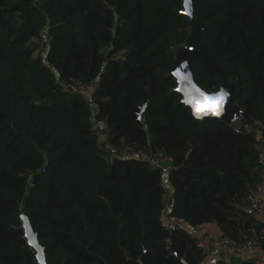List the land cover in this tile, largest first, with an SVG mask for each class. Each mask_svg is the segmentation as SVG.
Wrapping results in <instances>:
<instances>
[{
    "label": "trees",
    "instance_id": "obj_1",
    "mask_svg": "<svg viewBox=\"0 0 264 264\" xmlns=\"http://www.w3.org/2000/svg\"><path fill=\"white\" fill-rule=\"evenodd\" d=\"M195 7V81L241 91L239 121L264 123V0ZM181 9L182 0H0V264H37L21 216L47 264L203 263L185 230L164 243L159 171L111 159L86 102L55 84L36 55L46 24L49 67L62 80H99L97 121L113 145L172 159L168 218L194 229L214 223L235 239L260 226L244 197L258 181L264 132L188 115L170 76L191 34Z\"/></svg>",
    "mask_w": 264,
    "mask_h": 264
},
{
    "label": "built area",
    "instance_id": "obj_2",
    "mask_svg": "<svg viewBox=\"0 0 264 264\" xmlns=\"http://www.w3.org/2000/svg\"><path fill=\"white\" fill-rule=\"evenodd\" d=\"M47 24L41 34V45L37 50V56L41 58L44 65L49 68L50 73L54 77L55 84L65 92L74 93L83 99L91 113V124L94 129L99 130L100 148L111 159H128L143 161L151 169L158 170L160 173L161 181L159 188L162 194V214L161 219L164 221L167 238L164 240L166 245L170 244V237L173 232L177 230H185L181 222L171 220L168 214L171 210L172 203V188L166 181L168 172L172 168V159L163 151H145L133 150L127 146L117 147L113 145L110 139L109 132L105 129V124L98 122L97 117L99 114L98 105L96 102L95 93L99 88V80H92L89 82H80L72 79L62 80L56 72L49 67L46 62V55L48 52L49 41L46 37ZM235 130L249 132H264V123L259 120H254L250 123H241L239 120L231 124ZM256 165L258 170V181L255 186L249 190L244 197L245 205L248 211L254 215L260 223L257 230L250 237L242 239H235L227 235L213 236L210 233L191 234L186 232L187 235L194 241L197 250L204 258H209L214 255L218 250H227L235 255L248 254L253 252H261L264 254V135H261L259 144L256 146ZM48 161L45 159L41 170L44 172ZM32 174L27 176V184L30 183ZM18 228H23L22 224Z\"/></svg>",
    "mask_w": 264,
    "mask_h": 264
},
{
    "label": "clouds",
    "instance_id": "obj_3",
    "mask_svg": "<svg viewBox=\"0 0 264 264\" xmlns=\"http://www.w3.org/2000/svg\"><path fill=\"white\" fill-rule=\"evenodd\" d=\"M192 4L193 0H182L180 11L189 18L192 16ZM170 76L175 91L180 94V103L188 110V115L193 120L200 121L208 117L220 118L225 114L226 105L231 96L230 91L223 85L213 91L201 87L195 81L187 60L174 67L170 72ZM33 239H35V234H33ZM35 250L36 255L42 260L44 248L36 245Z\"/></svg>",
    "mask_w": 264,
    "mask_h": 264
},
{
    "label": "water",
    "instance_id": "obj_4",
    "mask_svg": "<svg viewBox=\"0 0 264 264\" xmlns=\"http://www.w3.org/2000/svg\"><path fill=\"white\" fill-rule=\"evenodd\" d=\"M192 9L193 11H192L191 18L185 15L188 18L187 24L190 25V29H191L190 37L184 49L175 51V57L170 67V72L174 67L178 66L180 62L187 60L189 63V67L193 73V77H194V70H193V67L191 66V62L193 60L196 48L199 44V37H200L199 36L200 28L198 25V17L196 13L195 0H193ZM240 94H241V91H239L236 95L231 94L229 101L226 105L225 114L222 117L220 118L208 117V118H205L204 120H200V122L208 124L209 122L213 120H218L227 125H231L235 123L236 121H238L241 117V112L239 108L236 106L235 101L239 98ZM141 118H142V115L140 113L139 119ZM33 234L34 232L32 228L30 227L29 222L27 220L26 227L24 228V235L27 240V243L35 252V259H36L37 264H47L45 252H44V256L42 260L40 257L36 255L35 246L36 245L41 246V245L38 241L36 234H35V239H33Z\"/></svg>",
    "mask_w": 264,
    "mask_h": 264
},
{
    "label": "crops",
    "instance_id": "obj_5",
    "mask_svg": "<svg viewBox=\"0 0 264 264\" xmlns=\"http://www.w3.org/2000/svg\"><path fill=\"white\" fill-rule=\"evenodd\" d=\"M245 209H246V211H248L247 207ZM256 221H257V219H256ZM26 223H27V219L24 216H21V224H22L23 228L26 227ZM258 224H260V223L258 222ZM184 229L186 232H190L191 234H196V235L201 234V233H210L213 236L221 235L219 228L214 223L205 224V225H203L199 228H196V229L185 225ZM254 232L247 236L245 230L241 231V233H243V237H250L254 234ZM217 261H224L227 264H240L243 262H251L254 264H264V254L261 252H253V253H248V254L235 255L232 252L227 251V250H218L211 257L204 258L202 264H213Z\"/></svg>",
    "mask_w": 264,
    "mask_h": 264
},
{
    "label": "rangeland",
    "instance_id": "obj_6",
    "mask_svg": "<svg viewBox=\"0 0 264 264\" xmlns=\"http://www.w3.org/2000/svg\"><path fill=\"white\" fill-rule=\"evenodd\" d=\"M37 45L40 47L41 45H43V42L42 41H37Z\"/></svg>",
    "mask_w": 264,
    "mask_h": 264
}]
</instances>
